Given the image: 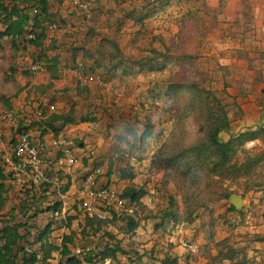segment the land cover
Wrapping results in <instances>:
<instances>
[{
  "label": "trees",
  "instance_id": "obj_1",
  "mask_svg": "<svg viewBox=\"0 0 264 264\" xmlns=\"http://www.w3.org/2000/svg\"><path fill=\"white\" fill-rule=\"evenodd\" d=\"M59 1L62 2L63 0ZM95 1L101 2V0ZM171 1L173 0H158L152 6L149 5L151 3L149 1L148 6L142 9V12L134 10L127 14L143 23L155 11L166 7L165 5ZM85 2L88 3V0ZM101 12L99 6L94 9L97 16ZM67 22H69L68 18L60 16L53 10L51 0H0V48L4 47V41L7 40L15 49V53H24L25 58L27 55L31 58V62L39 61L43 64L46 72L50 74V82L45 85V89L40 88L41 92H45L56 84L62 70L61 54H50L59 48L57 40L49 36L50 25L56 23L57 27H62ZM88 30L86 39L82 38V44L71 48L72 63L69 62L66 65L74 69L80 63L84 67L85 61L83 60H92L91 68L93 67V70L103 69L109 81L118 76L119 73L121 77L125 78L133 77V75L146 70L163 69L168 64L189 66L195 59V56L190 54L171 56L167 52L157 50H155V55L144 56L139 59L125 58L115 40L105 39L102 41L103 39H101L95 46L91 47L96 33L92 26L88 27ZM32 34L35 37H31ZM108 42L111 43L110 48L106 46ZM79 57L82 60L79 61ZM13 67L14 70L21 71L24 76L34 75L26 63L18 65L14 62ZM62 90V96L71 103L70 110L61 113L51 112L41 102L36 106L37 110L43 111L41 116L27 119L26 117L17 118L16 124L12 125L13 134L7 142L9 147L7 150L1 147L4 135H0V264H50L56 253L60 256L59 264H79L81 261L92 262L107 257H111L121 264H154L150 261L154 259L151 254L154 248L140 253L138 249L126 248L124 245L127 239L135 237L143 220L150 223L152 218L156 220L154 223L155 232L167 230L169 226L174 229L185 224L188 226L196 224L194 237L197 238L200 234L204 237V241L199 244L197 252L213 264L248 263L247 246H238L239 241L235 242L232 234L234 229L237 230L244 224L245 210L244 207L238 209L231 203L234 192L227 187L224 188L222 183L239 179H245L248 184L251 183L257 167L264 162V150L251 152L245 148V145L251 140L264 141V127L248 128L232 134L233 119L230 116V103L224 96H220V93L203 85L197 79L174 81L165 88L164 94L169 101L167 105L172 107L170 111L175 127L171 135L164 136V130L160 132L162 140L158 146L152 145L150 142L153 135L151 126L148 125L144 130L139 131L133 126L125 124L122 130H118L119 121L115 120L105 124V132L107 136L113 139L114 148V153L108 159V169L105 174L102 171L96 173L97 169L102 170L105 159L95 158L89 164L86 157L78 155L85 166V172L76 178L79 183H82V189L85 179L90 175H95L96 186L102 188L111 185L113 175L119 170L114 168L117 158H125L129 150L136 149L140 153L137 152L135 155L138 160L142 161L147 157L146 153L153 150L149 172L151 174H156L158 171L162 172L164 183L170 181L171 178L178 185L182 191L184 202L182 215H179L175 200L170 198L169 205L163 210L161 216L153 217L152 214L141 216L140 211L144 210L145 212L146 209L143 200L147 192L145 187L139 186H128L119 191V194L127 199V208L132 209V212H126L120 216L111 213L106 218H99L86 214L81 206L83 214L79 213L81 210L78 212L74 210L75 213H68L70 215L68 217L66 216L67 212L62 215L64 203L60 197L69 191L73 181L70 174L64 173L63 168L56 164L58 157L62 155V153L60 154L61 150H59V156L52 160L48 159L51 160V163L44 167L49 181H43L37 185L41 189V194L36 196L32 190H28L25 199L18 202V206L14 205L7 212H4L9 201L7 180L10 177L13 178L14 172L12 168L7 169V165L17 161L14 145L20 133L24 131L31 133L34 130H39L38 136H33L31 133V140L42 152L40 146L44 145L45 135L49 131L60 134L68 125L79 121L90 122L97 127L102 123L101 119L104 116H97L95 110L97 105L88 104L90 108L77 116L76 107L79 105V100L71 98L68 93L69 88ZM159 92L158 90L154 95L158 96L157 93ZM182 93L188 94L190 100L185 106V114L178 116L174 107H179L178 97ZM76 94L85 98L89 97L87 86L78 87ZM53 99L56 100L55 97ZM48 104L53 103L49 102ZM8 109H11L9 105ZM7 111L14 110H6L2 114ZM191 117L196 119L198 131L203 133L202 137L194 142L188 141V137L180 126ZM222 132H229V137L227 139L222 138ZM74 141L80 147H85L87 142L77 138ZM71 148L73 149V147ZM115 155H118L117 158ZM104 175L105 180H101ZM119 176L121 179H134L136 172L131 166H127L120 169ZM55 177L58 178V182L66 179L63 187L57 185L58 182L56 183ZM202 181H204V186L199 192H195L196 190L192 185L201 184ZM258 185L260 183L254 181L247 190ZM214 186H219L218 198L228 199L226 201L229 202V205L224 215L217 216L211 208L208 212L209 215L206 216V213L203 215L200 209L204 211L207 209L205 206L210 203L207 204L203 200H210V198L201 200L199 193L207 192ZM49 194L57 195L58 198L51 200L52 202H49L46 208L37 206L38 200L46 199ZM242 197L246 198L244 195ZM80 204L82 205V198H79L77 206ZM46 211L52 212L54 222L50 220L45 227L40 228L36 224V219L40 212ZM56 212L59 214L57 215ZM228 214L231 215L230 217L233 214L239 215L238 222L235 219L228 220ZM223 217H226V223H232L233 231L223 238L217 239V225ZM57 220H60V225L55 223H58ZM75 220L80 221L77 229L73 227ZM180 222L184 225H179ZM112 228L116 230L114 231ZM63 229H67V231L62 232L61 242L54 241L53 239L56 238L55 231ZM253 241L264 242V235H254ZM173 248V244H169L163 250L164 256L159 260V264H181L179 256L173 253ZM79 249L80 252L78 253L77 250ZM148 255L150 258L146 259L149 257ZM189 255L191 254L185 257L186 260L189 259ZM156 259H158L157 256ZM154 261L156 260L154 259Z\"/></svg>",
  "mask_w": 264,
  "mask_h": 264
},
{
  "label": "rangeland",
  "instance_id": "obj_2",
  "mask_svg": "<svg viewBox=\"0 0 264 264\" xmlns=\"http://www.w3.org/2000/svg\"><path fill=\"white\" fill-rule=\"evenodd\" d=\"M149 1L151 2L149 5L152 6V4L158 0H101V2L88 0V4L91 8L90 14H85L80 10V12L73 10L70 5L71 0H65L62 1L64 3L55 5V10H58V14L62 17L70 18L71 22H67L66 25L62 27L50 29L49 33L54 39L57 40L58 38V44L65 47L76 42H82V38L86 39V33L89 31L88 27L92 26L96 35L93 37V41L90 45L91 47L95 46L101 39H103L102 41L105 39L115 40L119 44L123 57L125 58L139 59L144 56L155 55V50L167 52L171 56H184L186 54L195 56V59L189 66L168 64L163 69L153 71L146 70L145 72L133 75V77L125 78L121 77L119 73L118 76L110 81L107 80V75L104 73L103 69L93 70V67L91 68L90 65L93 64L92 60H83L85 61L84 67L86 72L100 76L104 84L96 82L87 85L82 84V87L87 86V93L89 94L87 98L72 94V97L75 96L77 97L75 99L79 100L76 113L79 116L82 111H87L90 108L88 104H94L97 105L95 109L97 116L103 115L104 117L101 119L102 123H100L95 130L88 125L90 122L79 121L74 126H70L67 129V135L73 136L78 134L79 140H88L85 146L86 150L81 152V155L87 153L86 155L88 156V154L90 155L93 152L96 154V157L98 156V159L104 158L106 160L102 166V172L104 174L107 172V158L114 150L113 139L107 136L105 132V124L108 121H119L120 126H118V130H122L125 124L133 126L139 131L144 130L149 125L153 129L150 142L152 145L158 146L162 140L160 132L164 130V136L171 135L175 127V122L172 119V112L170 111L172 107L167 105L169 101L166 94H164V90L169 84L174 81H193L197 79L203 85L215 90L220 93V96H224L227 99L226 88L229 81L226 80L224 73L225 66L221 60L229 54L227 52L228 49H226V44L230 36L226 34L225 25L218 19L219 15L207 4L206 0H173L171 3L166 4V7L159 8L155 11L154 14L148 17L143 23L127 14L134 10L142 12V9L148 6L147 3ZM98 6L99 10H102L99 16L94 13V9ZM74 27H76V29H74ZM106 46L110 48L111 43L108 42ZM80 60L82 59H79V61ZM14 62L18 65L26 63L29 67L31 58L28 55L25 58L24 53H15V49L5 40L4 47L0 48V114L6 110H14L17 118H33L37 115V104L39 101H42V97L44 98L46 96L34 94L29 97L27 92L22 91L26 79L22 76L21 71L14 70ZM68 69L69 68H66L64 70L63 78L62 81L59 82L58 88L65 86L73 88L76 85L73 88L75 90L81 83L78 81L77 77L71 73L74 69ZM46 73V70H44L34 74L33 81L37 78H42ZM33 81L31 79V82ZM230 81L236 82V80ZM158 90L160 92L157 93V95H159H154ZM234 97L235 99L233 100H236V96ZM3 98H6V100H3ZM178 100L180 105L179 107L175 106L174 109L178 116H183L185 114V106L190 100L189 95L182 93V95L178 97ZM233 104L235 103L232 101V105ZM8 105L11 109H8ZM58 107L60 110H63L62 107L68 106L59 103ZM235 107L236 104L233 108L235 109ZM237 116V112H234L233 118H235V120H233L234 123L231 128V133H238L242 129L239 128L236 122ZM180 126L184 134L188 137V141H197L203 135V133L198 131L197 121L194 117L186 119ZM7 129L8 128H5V130ZM31 133L33 134V132ZM229 134V132H222L221 136L227 139ZM11 137L10 131L4 134V145L2 146L4 150L8 149L5 145ZM75 145L74 149L80 148L76 143ZM245 148L251 152L264 150V141L256 139V145L248 147L246 143ZM137 152L140 153L138 150L132 149L129 150L128 153H132V155L136 156L135 153ZM93 158H88L89 164L93 162ZM115 164L117 167H127L129 165L134 169L137 168L136 170L139 174L134 180L121 179L119 174L115 175L114 186L120 191L127 186L146 188L147 193L144 197L143 204L147 210L145 209V212L141 210V216L146 214H152L153 217L161 216L163 210L169 205L170 198L175 200L179 215L183 214L184 202L182 191H180L178 185L171 178L170 181L164 183L162 172L158 171L154 175H149L150 172H146L147 166L145 161H132L127 156H125V158H118ZM7 167V169H13L11 164L9 166L7 165ZM82 168L83 162L80 161L72 170L75 174L83 170ZM12 180L11 177L7 180V196L9 201L4 212H7V210L14 205L18 206V202L25 199L28 190H32L36 196L41 194L40 187L37 185L33 186L35 184H33L32 181H27L25 186L21 187L12 182ZM254 181L259 182L260 185L253 186L247 190L248 186H251V183H254ZM59 182L63 187L66 179L59 180ZM76 182L77 184L71 186L70 192L65 197V213L67 212V217L70 216L69 214L75 213L74 210H77V212L81 210V204L77 206V202L82 195V183ZM251 183L248 184L245 179L235 181L228 180L224 181L222 186H224V188L227 187L230 191H233L234 194L240 196L244 195L246 198H250L249 194L252 191H264V162L257 167L256 174ZM192 186L194 190H196L195 192H199L204 186V181H202L201 184H194ZM219 191V186H214L207 192L202 191L199 193V199L201 200L210 198V200H203L207 204L210 203L208 204L209 206H205L207 207L205 211L200 209L203 215L206 213V216H208V212L211 208L216 212L217 216L226 214L225 210L229 202L226 201L228 199L224 198L225 200H223L222 198H218ZM57 198V195L54 196V194H49L46 199H39L37 206L46 208L48 203L52 202L51 200H56ZM148 198H152L151 204H147ZM35 202L32 203L34 204ZM261 210L262 208L257 210L254 209L255 212H253H258L260 213L259 216H264V209L260 212ZM79 213L83 214V211L81 210ZM228 215V220L232 221L235 219V221L238 222L239 215L233 214L232 217H230V214ZM225 218L226 217H223L218 222L216 229L217 239L223 238L233 231L231 228L232 223H226ZM53 219L52 212H40L36 219V224L38 227L43 228L47 222ZM57 221L58 223H55L60 225V220ZM146 221L147 220L142 221L135 237L127 239L124 245L126 248H136L140 253L154 248L151 254L156 261L153 262L154 259L150 260L154 264H159V260L164 256L163 250H165L169 244H173L176 250L175 252L177 253L191 254L193 251L185 247L183 241L188 244H193V246L195 245L193 242L197 238L198 241L196 243H202L204 241L202 234L193 239L195 228H189L187 227L188 225H184L182 222H180L181 224L179 225H184V228L181 226L173 229L169 226L167 230L155 232L154 223L156 220L153 218L150 219L151 224ZM79 222L80 221L75 220L73 222V227L77 229L79 227ZM258 225L260 224L246 223L245 227L241 226L242 228L237 230L234 229L232 233L235 242L239 241L238 246H247V264H264V242L253 241L252 236L243 233L244 231H253ZM112 229L114 231L116 230L114 228ZM66 231L67 229H65L64 232ZM62 232V230H56L54 233L56 238L53 240L58 243L61 242ZM156 256L158 259H156ZM199 256V252H194L193 255L188 256L189 259L186 261L182 260L181 264L211 263L209 261L206 262L204 258H199ZM59 258V254L56 253V256L50 261V264H59ZM147 258H150V256L146 257V259Z\"/></svg>",
  "mask_w": 264,
  "mask_h": 264
},
{
  "label": "crops",
  "instance_id": "obj_3",
  "mask_svg": "<svg viewBox=\"0 0 264 264\" xmlns=\"http://www.w3.org/2000/svg\"><path fill=\"white\" fill-rule=\"evenodd\" d=\"M206 1H207V4L210 7H212L215 10V12L219 15L218 19L221 20L222 24L225 25L226 34L230 36L228 43L226 44V49H228L227 52L229 54H227L223 58V60H221L225 66L224 73H225L226 80L229 81V84L226 88V97H227V101L230 103V116L233 120H235V118H233V113L237 112L238 116H237L236 122L238 123L239 128H242L241 130H245L248 128H257L260 126L264 127V0H206ZM51 3L53 6V10L58 13V10H55V5L64 3V2H60L59 0L58 1L51 0ZM70 5L73 8V10L78 11V12L81 11V10L79 11L78 8L74 7L72 3H70ZM75 11H72V12H75ZM69 21L71 22L70 18H69ZM74 29H76V27H74ZM49 36L53 38L50 35V33H49ZM81 44H82L81 42H76V43L71 44L70 46L65 47L61 44H58V38H57V45L59 46V48L56 52H51L50 54H54V53L61 54L60 58H61L62 70L60 73V78L56 81V84L52 88H49L45 92H41L42 90H40V88L45 89L46 87L45 85L50 82V74L48 72L44 74L42 78H37L35 81H33V75L24 76L22 74V76L26 79V82L24 86L22 87V91L27 92V95L29 97H31L34 94H38L40 96H46L44 98L42 97V101H39V103L41 102H43L44 104H48L49 102L53 103L57 106L58 108L57 112L59 113L67 112L68 110H70L71 103L69 102L68 99L62 96V92H63L62 89L69 88V86L58 88V85H59V82L62 81L64 70L66 68H69L68 70H72L71 67L66 65V63H69V62L72 63L71 48L73 46H77ZM78 59H81V58L79 57ZM71 73L76 76L74 71H72ZM31 79L33 82H31ZM230 80H236V82H232ZM81 86L82 84H80L78 87H81ZM73 88H69L70 91L68 93L71 96V98L76 100L75 98L77 97L75 96L72 97V94L78 95L76 94L77 88L75 90ZM234 96H236V100H233L235 99ZM54 97L56 98V100L53 99ZM52 100H55V101H52ZM232 101L233 103L236 104L235 109L233 108L235 104L232 105ZM39 103L37 105H39ZM59 103L65 104L68 107H62L63 110H60V108L58 107ZM0 123H1L0 135L2 136V134L4 135L8 133L9 131H10V135H12V125L9 124L8 122H2V121H0ZM75 124L76 123L68 125L65 128L64 133L67 135V129L70 126H74ZM88 125L91 126L93 130L97 129V126H94L90 123ZM5 128H8V129L5 130ZM32 132H33L32 134L33 136H38L40 134L39 130H34ZM234 133L235 132H233L232 134ZM57 135H58L57 133L53 131H49L45 135L44 145L40 146V148L42 149L41 151H42L43 156L47 159L52 160V159L57 158V156H59V150H61V148H58L56 145H54V142H53L54 136H57ZM68 138L71 142V147H73L74 152L80 157H86L87 159L89 157L90 158L94 157L93 160L98 157V156L96 157L95 156L96 154H94L93 152L90 155L88 154V156L86 155L87 153L81 155V152L86 150L85 147L74 149V147L76 146L74 139L79 138L78 134L73 135V136H68ZM3 140L4 139H2L1 147L4 145ZM5 146L6 148H9L7 144ZM153 152H154L153 150L150 152H147L146 153L147 157L144 160H142V162L143 161L146 162V166H147L146 172L150 171L149 170L150 159H151V154ZM61 153L62 152H60V154ZM113 153H114V150L107 158V163H106L107 169H108V159ZM117 156L118 155H115L116 158ZM101 159H104V158H101ZM117 160L118 158L116 159V161ZM114 168H118L119 170H117V172L112 177V181H111L112 186H114L115 184L114 183L115 175L119 174L120 169L125 168V167H120V166L117 167V165L115 164ZM82 169L83 170L75 174L72 169L71 170L63 169L65 171L64 173L70 174L72 178L73 183L71 186L73 185L75 186L77 184L76 178L85 172L84 163H83ZM136 169H134V171L136 172V177H138L139 172ZM149 175H154V173L153 174L150 173ZM55 179L57 183L58 178L55 177ZM134 179H129V180H134ZM101 180H105V177L103 176ZM57 185H61L60 182H58ZM70 190H71V187L66 194H63L61 197L59 196L60 199L63 200L64 208L66 207L65 197L68 195ZM249 195H250V198L244 199L243 207L245 210V214L243 216L244 224L242 225V227H245L246 223H250V224L254 223L256 225L259 223L260 225L256 226V229H254L253 231H250V232L244 231L243 233L248 236H252V237L254 235H264V224H263L264 216L263 215L259 216L260 213L258 212L254 213L255 212L254 209L257 210L259 208H262L260 212H262L264 209V191L263 190L254 191V192L252 191ZM178 227H181V226H178ZM184 227L185 226H182V228ZM187 227L195 228L196 224L189 225ZM62 231H65V230L63 229ZM194 235H195V229H194ZM194 238L195 237L193 236V239ZM197 241H198V238L193 242L197 248L195 252L198 251V245L199 243H201V242L196 243ZM183 244H185L184 241H183ZM173 251L175 255L179 256L180 262H182V260L186 261L185 257L188 254L175 252L176 251L175 247L173 248ZM193 254L194 252L191 253V255ZM199 258H204L205 261L207 262V259L201 256V254Z\"/></svg>",
  "mask_w": 264,
  "mask_h": 264
},
{
  "label": "built area",
  "instance_id": "obj_4",
  "mask_svg": "<svg viewBox=\"0 0 264 264\" xmlns=\"http://www.w3.org/2000/svg\"><path fill=\"white\" fill-rule=\"evenodd\" d=\"M74 7L83 11L86 14L91 13L90 6L84 0H71ZM57 27L56 23L50 25V29ZM31 37H35L34 34ZM29 69L34 74L44 71L45 68L43 64L39 61L31 62ZM74 73L78 77L81 84L90 83H100L104 84V81L100 76L96 74L87 73L84 70L82 63L78 67L74 68ZM45 107L51 111H57L55 104H45ZM36 116H41L43 111L36 110ZM17 120L15 111H7L0 115V121L8 122L11 125H15ZM54 145L61 148L62 155L58 157V162L56 163L60 168L71 170L76 166L81 158L74 152L71 148L70 140H68L66 134L61 132L53 138ZM256 145V140H251L247 142L248 147H253ZM14 151L17 156V161L11 162L13 166V182L21 187L25 186L27 181H32L33 184L39 185L43 181H49L47 174L44 171V167L51 163V160L45 158L40 152L39 147L34 144L31 140V133L24 131L20 133L17 137L16 143L14 145ZM126 156L132 161H139L138 158L132 154L126 153ZM102 170L97 169L96 173H100ZM82 210L90 215L97 216L99 218H106L109 214L115 213L120 216L126 212H132V209L127 208V199L119 194V190L112 185L98 188L96 186L95 175H90L85 179L84 188L82 190ZM152 203V198H148L147 204ZM65 208L63 207L62 215H65ZM58 215L59 212H56ZM185 246L191 251L195 252L197 250L196 246L193 244L185 243ZM80 252V249L77 250ZM79 264H121L111 257L105 259H100L97 261H81Z\"/></svg>",
  "mask_w": 264,
  "mask_h": 264
},
{
  "label": "water",
  "instance_id": "obj_5",
  "mask_svg": "<svg viewBox=\"0 0 264 264\" xmlns=\"http://www.w3.org/2000/svg\"><path fill=\"white\" fill-rule=\"evenodd\" d=\"M231 203L238 209H241L244 206V198L238 194H234L231 197Z\"/></svg>",
  "mask_w": 264,
  "mask_h": 264
}]
</instances>
